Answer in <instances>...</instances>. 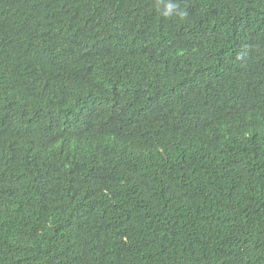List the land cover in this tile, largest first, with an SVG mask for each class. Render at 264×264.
Returning <instances> with one entry per match:
<instances>
[{"label":"trees","instance_id":"1","mask_svg":"<svg viewBox=\"0 0 264 264\" xmlns=\"http://www.w3.org/2000/svg\"><path fill=\"white\" fill-rule=\"evenodd\" d=\"M103 1L0 0V264H264V0Z\"/></svg>","mask_w":264,"mask_h":264},{"label":"clouds","instance_id":"2","mask_svg":"<svg viewBox=\"0 0 264 264\" xmlns=\"http://www.w3.org/2000/svg\"><path fill=\"white\" fill-rule=\"evenodd\" d=\"M103 3V6L105 8H116L120 5L117 0H104ZM181 3L188 4L186 0H162V4L166 8L163 15L165 17L172 16V20H170L172 24H175L174 21H178L180 25L184 24V26H186L192 23L190 20V17L193 19V12L191 10L192 7L191 9H189L188 7L182 6ZM184 9H186L187 11H184ZM188 11L190 13V16L187 15ZM183 20L184 23L182 22ZM185 53L188 54L187 49ZM164 61L166 65L173 66V62L168 56V54L165 55ZM8 129L17 133H23L22 127L13 121L9 122ZM32 141H35L40 145V150L38 151V154L43 158L48 153L46 150V146L54 148L57 150V153L64 154L67 156H77L81 154L84 150V142L82 141V139L70 134L69 132L64 131L55 132L47 136H36L33 138ZM28 146L29 144L24 149H26Z\"/></svg>","mask_w":264,"mask_h":264}]
</instances>
